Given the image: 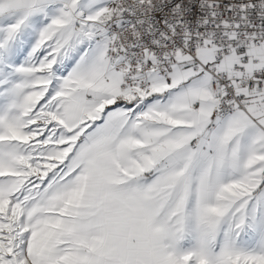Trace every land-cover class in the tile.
Masks as SVG:
<instances>
[{"label":"snow or ice","instance_id":"snow-or-ice-1","mask_svg":"<svg viewBox=\"0 0 264 264\" xmlns=\"http://www.w3.org/2000/svg\"><path fill=\"white\" fill-rule=\"evenodd\" d=\"M0 264H264V0H0Z\"/></svg>","mask_w":264,"mask_h":264}]
</instances>
